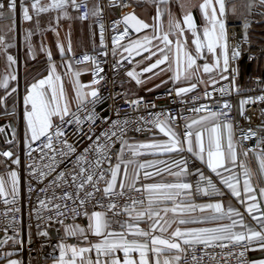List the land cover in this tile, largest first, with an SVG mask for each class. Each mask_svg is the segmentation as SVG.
Wrapping results in <instances>:
<instances>
[{
    "label": "snow or ice",
    "instance_id": "snow-or-ice-1",
    "mask_svg": "<svg viewBox=\"0 0 264 264\" xmlns=\"http://www.w3.org/2000/svg\"><path fill=\"white\" fill-rule=\"evenodd\" d=\"M135 2L136 0L108 2V7L122 12L124 9H132L124 13L121 19L112 22L115 34L112 36L111 55L113 58L120 56V59L115 60L113 68L119 71L126 67L125 61L128 64L135 61V66L126 69L125 75L137 87L167 72L172 75L169 80H163L162 84L171 81L175 85L181 79L191 81L195 78L199 83L207 85L208 82L199 75L201 69L204 74L216 73L218 79L213 77L211 86L214 91L220 92L221 100L216 102L218 107L213 108L207 104L197 105L202 97H191L193 106L187 108V111L195 113V117L185 116L183 110L176 114L167 110L149 112L151 119L144 116L138 119L121 118L122 109L112 105L109 106L111 114L103 116L96 109L97 105L104 102V97L100 95L99 89L93 87L103 79L99 76V73L104 72L100 66L101 61L87 54L77 61H90L96 69L91 83L83 84L79 79L81 73L74 71L71 61L67 60L64 45L57 42L61 60L66 61L61 67L65 68L64 75L70 77L72 85L73 95L70 98L51 50L41 45L40 50L45 53L48 61L47 75L27 84L22 97L24 167L29 177L27 199L31 202L34 192L43 194V197L37 195L34 208L29 204V220L35 216L38 221L35 236L40 238L37 256L32 257L29 264L33 260L40 264L44 249L48 246L53 248V252L48 254L51 264H204L205 257L209 260L216 259L208 249L223 250L232 246L239 250L222 255L226 258L235 256L236 264H264V258L249 259L246 255L250 251L264 253V205L261 203L264 200V186L259 187L257 193L256 186L251 182L253 170L246 163L249 153H252L259 176L264 179V135H259L264 132V124L255 131L252 128L247 131L241 129L239 140H235L231 120L233 105L223 99L230 94V87L215 88L223 80H229L230 85L235 86L240 68L232 65L240 61L245 47L249 53L252 51L250 17H264V0H246L242 5L244 12L239 13V18L243 32L239 40L236 33L232 34L231 39L229 37V8L226 0H203L199 5L204 20L202 29L198 27L191 11L183 15V26L180 21L174 20L171 0H151L156 10L151 24L137 16L133 8ZM178 6L183 11L185 5L179 3ZM82 7L86 11L76 19L84 21L92 17L100 21L103 6L99 2L89 8V0H81L80 3L77 0H0V54L7 62L6 72L0 76V90L3 91V95H0V108L3 109L0 115L18 116L20 102L13 97V94L19 95L18 84L12 83L18 81L17 74L12 71L17 60L9 54V49L14 45L8 40L9 34L17 31L18 22L30 24L35 19V33L29 28L24 35L27 56L35 60L32 36L41 31L40 17L56 13L58 25L61 19L73 18L68 12L69 8L79 12ZM256 9L260 11H254ZM165 14L168 15V31L163 30ZM231 15H238L235 3L231 5ZM149 29L151 35H140ZM185 31L191 34L194 52L187 48ZM104 33L105 25L99 22L101 57L109 55ZM173 36L176 37L175 40L170 38ZM126 39L127 43H124ZM260 52L264 55V44L260 46ZM67 53H72L70 39ZM209 56L212 57V63L208 62ZM136 57L142 59L136 60ZM247 59L255 61L257 58L250 54ZM198 60L204 63L198 64ZM147 61L151 62L140 67ZM137 68L140 70L137 71ZM197 86V83H190L187 87H175L169 89L168 94L171 96L174 93L176 98H180V104H186L188 101L183 97L196 90ZM159 87L161 84L155 85V88ZM147 91L152 92L154 88H148ZM236 91L239 94V88ZM118 96L133 111L140 106L149 107L143 97L129 99L125 92L113 95L112 99L115 100ZM9 97H13L11 108L8 104ZM212 98V93L205 91L203 99ZM256 102H264V95L240 101L239 115L249 123L251 117L245 116V105ZM73 103L75 111L72 110ZM150 107L154 109L157 105L151 102ZM179 121L185 122L183 126ZM181 127L183 131H177ZM153 129L158 130L166 139L142 143L133 142L134 137H129V132H151ZM4 131L5 127L0 126V133ZM70 137H74L71 142ZM15 139L16 132L13 129L12 139L7 140V143L14 144ZM253 139L255 147H245L244 142ZM33 153L38 154L39 160ZM184 153L189 155L185 156ZM171 154H177L181 158L171 163L165 160L140 163L136 159L145 155ZM240 155L244 157L243 160L239 159ZM189 156L191 163L198 162V165L210 170L218 178L219 186L212 175H205L202 167L197 166L190 172ZM0 157L5 158L0 161V165L6 169L7 177L0 175V198L5 205L4 211L0 213V225H3L0 231L4 233V238L0 240V264H24L23 260L15 258L24 247L23 221L20 215L21 179L18 171L22 163L21 156L17 151L9 149L0 152ZM160 164L166 167L157 168ZM13 165L16 166L15 169L12 168ZM61 165H64L63 170L57 171ZM149 168H157V171H148ZM173 168L178 170L173 171ZM237 168L240 169L239 172L236 171ZM140 170H144L143 181ZM164 172L175 177L176 182H146L152 180L154 175ZM190 175L197 177L194 192L193 184L185 179ZM58 188L74 191L65 190L57 194ZM98 193L101 194L99 198ZM134 193H138L139 198ZM193 195L221 199L216 202L195 203L189 199ZM226 195L235 198L243 207V212L234 207L231 201L225 207L222 198ZM122 199L125 201L123 204L120 203ZM197 210L208 214L195 216ZM244 213H247L254 225L246 222ZM69 220L71 223H66ZM40 221L48 227L54 224L62 227L64 236L59 238L58 243L51 244L53 237L47 227L41 228ZM78 221H86V224ZM195 224L215 226L181 227ZM27 228V243L31 246L34 243L32 224L29 223ZM59 232L60 229H57V234ZM90 236L96 237V241H91ZM69 237L76 238L78 242L68 243L66 238ZM9 246L11 250H7ZM57 250L58 256L54 255ZM31 251L30 247V255ZM93 252L94 259L91 255ZM119 253L123 254L122 259ZM43 264H48V259Z\"/></svg>",
    "mask_w": 264,
    "mask_h": 264
},
{
    "label": "crops",
    "instance_id": "crops-1",
    "mask_svg": "<svg viewBox=\"0 0 264 264\" xmlns=\"http://www.w3.org/2000/svg\"><path fill=\"white\" fill-rule=\"evenodd\" d=\"M179 3H183L185 5L183 11L178 6ZM201 3H203V0H171V11L173 13V19L180 21L181 25L183 26V15L187 13L188 11H191L198 27L202 29L204 20L199 11V5ZM233 3L237 5V9H238L237 16L231 15V5ZM244 3H246V0H226V4L229 8L227 24L241 20L239 18V13L244 12V8L242 7ZM155 11H156L155 5L151 3V0H144V2L139 4L137 8L135 9L137 16L150 24L153 22L152 17L155 16ZM68 12L73 18L71 20L61 19L58 25L55 19L56 13H47V14H43L40 17L41 31L32 36V45H33L34 53L36 55L35 60L27 56V45L25 44V41H24V35H25L26 29L31 28L35 33V19L30 24L29 23L21 24L18 22L17 31L14 33H10L8 36L9 42L14 45V47L9 49V54H11L17 60V63L13 65L12 71H14L17 74L18 81H13L12 83L14 85L18 84L19 95L17 96V94H13V97H15L20 103L18 105V116L17 117H7L5 119L13 120L14 125H15V132H16L15 141H18L20 143H23L24 124H23V119H22V97L24 94L25 86L27 84H30L31 82H34V80L43 78L44 76L47 75L48 61H47V57L45 53L40 50L41 45H43L45 49L51 50L53 61L55 62L57 66L58 73H60L61 76L63 77L64 87L67 93L69 94L70 98L73 95L70 77L64 75L65 68L61 67V64L66 63V61L61 60L60 53H59L58 48L56 47V44L59 41L61 44L64 45L65 50H66L65 54H66L67 60H70V61H71L70 57L73 53L77 51H82V50H90V49L95 48L96 46V38H95L92 22L81 23L78 21V19H76L77 16L73 9L69 8ZM116 13H117L116 10L111 11V14H116ZM49 28L53 30H47ZM168 29H169L168 15L165 14L163 17V30L168 31ZM57 32L59 33L58 36H57ZM144 34L151 35L152 34L151 29L147 30L146 33L142 32L140 35L143 36ZM185 35L188 38V45H187L188 50L191 52H194V45L191 44L192 37H191L190 32L185 31ZM249 36L253 43L252 49L253 50L260 49V46L264 44V39H261L262 37H264V17L260 16V24L257 27H254V28L251 27L249 29ZM170 38L173 40L176 39L175 36L170 37ZM69 39L71 40V46H72L71 54L67 53ZM125 55L127 54L125 53ZM141 59H142L141 57H136V60H141ZM150 62L151 61L144 62L143 64L140 65V67H144L147 65V63H150ZM208 62L212 63L211 56L208 57ZM197 63L202 65L204 61L198 60ZM250 64L251 65L248 70H247V63L244 62L241 64L240 78L237 82H235V90L236 88H239V94H237V97H239V95L245 92L250 91L252 88L256 87V85H258L260 82H264V55H262L261 52H259L257 59ZM72 67L74 71H79L81 73L79 77L81 83L90 84L89 79H88V68L87 67H75L73 64H72ZM6 70H7L6 59L2 54H0V76H2L6 72ZM136 70L139 71L140 68H137ZM171 75H172L171 72L163 73L160 76L154 77L151 81H147V83H145L143 86H140V87H137L134 81L129 82V78L126 76V79L123 83V87L126 89L130 97H134V98L143 97V99L146 100V99H150L156 93L168 92L169 89H172L175 87H187L189 86L190 83H197L198 86L196 90L189 93L187 96L183 97V98H188L194 93H198L205 89L211 88L212 87L211 79L213 77H216L218 79V77L216 76V73H212L211 75L204 74L201 69V72L199 73V75L202 76L204 81L208 82L207 85L204 83H199L195 78H193L191 81L181 79V81L175 85L171 81H169V83L167 84H162V81L169 80V77ZM223 81H226V80H223ZM223 81H220V83ZM257 81H259V83ZM157 84H161V87L155 88V85ZM148 88H154V91L148 92L147 91ZM133 93H135V95H133ZM0 95H3L2 90H0ZM13 97H9L8 99L9 108H11V104L13 103ZM74 108H75V104L73 103L72 110ZM2 111L3 109L0 108V113H2ZM177 131H180V130L178 129ZM129 137H134L133 142H142V143H149L153 141H161V140L166 139V137H164L161 133H159L158 130L152 136L130 135ZM0 144L6 145L8 143H2L0 141ZM183 155L188 156L189 154L184 153ZM180 158L181 156L177 154H171V155H163V156L145 155V156L137 157L136 159L140 163H146V162L153 161V160H165L171 163L172 161L178 160ZM189 158L191 157L189 156ZM239 159L243 160L244 157L242 158L239 157ZM2 160L4 159L0 157V161ZM246 163L248 167H250L253 170V177H252L251 182L254 186H256V190L258 193L259 187L264 186V179H261L259 176V170L256 164L255 156L253 154L249 155L246 160ZM197 166L202 167L204 169L205 175H212L213 180L219 186L218 178H216L214 174L210 173V170H208L203 165H198V162L196 163V167ZM165 167L166 165L164 164H160L157 166V168H165ZM196 167H193V168L189 167V171L190 172L193 171ZM157 168H149L147 170L155 173L157 171ZM176 170L178 169L173 168V171H176ZM140 171H141V180L143 181V171L144 170H140ZM236 171L239 172L240 169L237 168ZM0 175H5V178H7L6 169L4 168L3 165H0ZM225 175H227V173H225ZM191 177L192 175L186 177L185 178L186 182L192 183ZM146 182L148 183L176 182V178L169 175L168 172H164L163 174H160V175H154V178L152 180H149ZM194 190L195 188L193 185V192ZM189 199L193 200L195 203H209V202H216L220 200L221 198L220 197L209 198V197H204L201 195H193V196H190ZM222 199H223V203L225 207H227L229 201H231L234 207L239 208L243 212V207L235 200V198L231 197L230 195H226ZM261 203L262 205H264V200H262ZM207 214L208 213H200L199 210H197L196 213H194V215L198 217L202 215H207ZM244 215H245L246 222L249 223L250 225H254V222L251 220L250 217L247 216V213H244ZM78 222H81L82 224H86V221H78ZM141 226L145 227V225H141ZM212 226H215V225L195 224V225H187V226H181V227L183 228V227H212ZM173 227H175V225ZM59 235L61 237L64 236L62 227L60 229ZM66 239L68 243L78 242L76 238L69 237ZM89 239L95 242L97 238L90 236ZM56 240L58 243L59 237L56 236ZM7 250H11L10 246L8 247ZM58 255H59V252L57 251V256ZM91 255L94 259L95 253L93 252ZM119 256L121 257V259L123 258L122 253H119ZM32 257H30L29 261L32 259ZM15 258L19 259V257H15ZM259 258H264V253L250 251V259H259ZM24 264H29V262L24 263ZM32 264H36V261L33 260Z\"/></svg>",
    "mask_w": 264,
    "mask_h": 264
},
{
    "label": "built area",
    "instance_id": "built-area-1",
    "mask_svg": "<svg viewBox=\"0 0 264 264\" xmlns=\"http://www.w3.org/2000/svg\"><path fill=\"white\" fill-rule=\"evenodd\" d=\"M80 2H81V0H77V3H80ZM97 2H99L103 6L102 17H101L99 22H103L105 25V33H104L105 44L107 45V50L109 52V55L107 57L99 56V51L101 50L100 45H99V22L97 21L96 18L90 17L88 20L80 21L78 19V21L81 23L92 22L94 34H95V38H96V46H95V48L90 49V50L77 51V52L73 53L70 57L71 62L75 67H87L88 68V79H89L90 83L93 79V73L96 71L95 67L92 65V63L90 61L84 62V63H77V61L82 60V57L85 54L95 56L99 61H101L100 66L104 69V72L99 73V76H102L103 79L101 80L100 84L93 85V87L99 89L100 95L104 97V102L97 105V109H96L97 112H99L103 116H108L111 114L109 106L112 105V107H114V108L120 107L122 109L120 112L121 118L128 117L130 119H138L140 116H144L147 119H151V117L148 115L149 112L156 113V112L167 111V110H171L173 114H176L177 112L183 110L185 116L195 117L196 116L195 113H191V112L187 111V108L193 106L191 103V97H193V96L202 97L201 100L197 101V105L207 104L213 108L218 107L216 102L221 100V94L219 91H214L213 87L205 89V90L198 92V93H194L191 96H189L188 98H184L186 101H188V103H186V104H180L179 103L180 98H176L174 93L171 96L168 94V92L156 93L150 99L144 100L146 103H149V107L145 108L144 106H140L139 109L136 111H133L132 108H130L128 105H126L124 103V100L122 97L118 96L117 99L113 100L112 99L113 95L127 92L126 89L123 87V83L126 79L125 71H126V69L133 68L135 66V62L133 61L132 64H128L127 61H125L126 67L120 68L119 71H116L113 68V64L115 63V60L120 59V56L113 58L111 55L112 36L115 34L112 31V22L114 20L121 19L122 15L124 13L131 11L132 9H124L122 12L120 9L110 8V7H108L109 0H89V8H91ZM129 2H131V0H129ZM143 2H144V0H136V2L133 3V8L136 9L137 6ZM112 10H116L117 13L111 14ZM85 11H86L85 8H83V7L80 8L79 12L75 11L76 16L82 14ZM254 11H259V10L256 9ZM250 19L252 21L251 27H254L258 23H260V16L259 15H254V16L250 17ZM120 28L122 29L123 25H121ZM227 29L229 32L230 39L232 38L233 33L237 34V37H236L237 40H239L241 38L240 34L243 32L241 20L228 23ZM124 43H127V39L124 41ZM252 45H253V43L251 44V49H252ZM259 52H260V49H258V50L252 49L251 53H249L247 47H245V50L243 52V55L240 58V61L234 62L232 67H239L240 72H241V60L244 59L245 63H252L253 61L248 60L247 57L251 54V55H255L257 58ZM239 78H240V74L236 78V82L239 80ZM222 86H229L230 87V94L225 95L223 97V99L227 100L229 103H231L233 105L232 113H231V120H232V123L234 124V139L235 140H239L240 135H241V129H243L244 131H247L248 128H252L255 131V130H257L258 126L264 124V102L249 103V104L245 105V116L251 117V123L247 122L246 120H244L239 115V105H240L241 99H245L248 97H258L260 95H264V82H260L258 85H256V87L252 88L248 92H245V93L239 95V97H237V92L235 90V86L234 87L231 86L229 80L223 81V82L215 85V88L219 89ZM205 91L212 93L213 98L212 99H203ZM128 97H129V99H136L134 97H130L129 95H128ZM157 97H159V99H157ZM174 100L176 101L175 103L173 102ZM151 102H154L157 105V107L154 109L151 108L150 107ZM75 110H76V108L73 109V111H75ZM81 115H83V113H81ZM7 117L8 116L0 115V119H5ZM113 118H115V117H113ZM179 123L183 126V124L185 122L179 121ZM133 127H135V126L133 125ZM148 127H151V126L149 125ZM179 130L182 132L183 127H181ZM97 131H99V129H97ZM156 131H157L156 129H153L151 132H148V131H145L142 133L129 132V136L130 135H137V136L149 135V136H152L156 133ZM259 135H264V132H260ZM71 139H74V137H70V142H71ZM244 145H245V147H255V139L244 142ZM9 149H13V150L17 151L20 154L21 161H22L21 166H20L18 171L20 173V179H21L20 203H21V207H22V213L20 215L22 216V221H23L24 247H23V250L20 252L18 257H19V259L23 260L24 263H28L30 257L37 256L36 249L38 248L39 243H40V238H37L35 236L36 224L38 223V221L35 219L34 215L31 218V220H29V211H30L29 204H31L32 208H34L36 205L37 195H40L41 197H43V194L38 193V192H34L32 194L31 202L28 201V199H27V185L29 182V177L27 176V174H26L27 170L24 167L25 157L23 154V143L15 141L14 144H6V145L0 144V152L6 151ZM33 155L37 157V160H39V156L37 153H33ZM249 155H252V153H249ZM240 157L242 158L243 156L240 155ZM2 158L5 159L4 157H2ZM189 160H190L189 167L190 168L196 167V164L191 163V158H189ZM12 167L16 168L15 165H13ZM63 168H64V165H61L60 168L57 169V171L63 170ZM49 179H51V178H49ZM196 180H197L196 176L191 177V181L194 185V188H195ZM32 183L35 184L34 181ZM45 183H47V181H45ZM101 187H103V184L101 185ZM65 190L74 191V189L58 188V189H56V192H57V194H61ZM48 195L50 196L51 192H49ZM100 195L101 194L98 193L97 197L99 198ZM133 195H136L139 198L138 193H134ZM124 202L125 201L123 199L120 200L121 204H123ZM4 209H5V205L2 202V198H0V213H2L4 211ZM91 210H92V208H91V206H89V211H91ZM97 210H99V209H97ZM45 215H47V213H45ZM109 215H111V214H109ZM124 218L125 217H121V219H124ZM70 222H71L70 220L66 221V223H70ZM29 223L32 224V233H33V240H34V243L31 246H29L27 243V233H28L27 225ZM39 223H40L42 229L47 227V230L49 231L50 236H52V232H53L57 237H59V238L61 237L59 234H57V229H61L60 225L54 224L51 227H48L42 221H40ZM2 227H3V225H0V228H2ZM8 234L11 235L10 232ZM0 235L3 239L4 233L2 231H0ZM56 243H57V240L55 237L52 239L51 244L55 245ZM30 247L32 249L31 255L29 254ZM232 250L238 251L239 249L236 246H232V248H230V249H223V250H221L219 248L208 249V252L214 254L216 259L215 260H209L208 257H205L204 258V264H236V257L235 256L226 258L224 255H222V253H227V252L232 251ZM57 251L54 253V255H56V256H57ZM52 252H53V248L51 246L46 247L44 249L42 256H41L40 264H43V261L45 259H48V264H51V260L48 258V254L52 253ZM199 254H200V252L198 250L197 255H199ZM246 255L250 259V252L246 253Z\"/></svg>",
    "mask_w": 264,
    "mask_h": 264
},
{
    "label": "water",
    "instance_id": "water-1",
    "mask_svg": "<svg viewBox=\"0 0 264 264\" xmlns=\"http://www.w3.org/2000/svg\"><path fill=\"white\" fill-rule=\"evenodd\" d=\"M244 63V59L241 60V64ZM250 63H247V70L250 68ZM8 125H11V127H8ZM0 126L5 127V131L3 133H0V141L2 143H7V140L12 139V132L13 129L15 130V125L13 120L11 119H0ZM52 237L55 238L56 235L52 232ZM0 240H2V237L0 235Z\"/></svg>",
    "mask_w": 264,
    "mask_h": 264
},
{
    "label": "trees",
    "instance_id": "trees-1",
    "mask_svg": "<svg viewBox=\"0 0 264 264\" xmlns=\"http://www.w3.org/2000/svg\"><path fill=\"white\" fill-rule=\"evenodd\" d=\"M259 24H260V23H258V24H257V25H255L254 27H257ZM254 27H252V28H254Z\"/></svg>",
    "mask_w": 264,
    "mask_h": 264
}]
</instances>
